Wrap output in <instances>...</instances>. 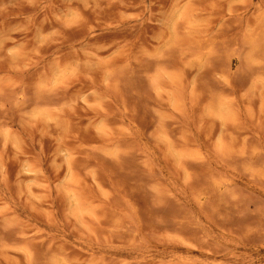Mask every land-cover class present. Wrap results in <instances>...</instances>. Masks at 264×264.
I'll list each match as a JSON object with an SVG mask.
<instances>
[{
    "label": "rangeland",
    "instance_id": "obj_1",
    "mask_svg": "<svg viewBox=\"0 0 264 264\" xmlns=\"http://www.w3.org/2000/svg\"><path fill=\"white\" fill-rule=\"evenodd\" d=\"M0 264H264V0H0Z\"/></svg>",
    "mask_w": 264,
    "mask_h": 264
}]
</instances>
